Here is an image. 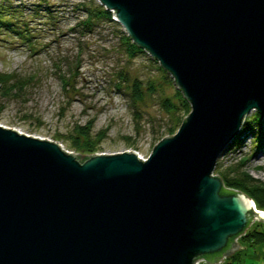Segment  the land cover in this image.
I'll list each match as a JSON object with an SVG mask.
<instances>
[{
    "label": "water",
    "instance_id": "obj_1",
    "mask_svg": "<svg viewBox=\"0 0 264 264\" xmlns=\"http://www.w3.org/2000/svg\"><path fill=\"white\" fill-rule=\"evenodd\" d=\"M99 1L191 109L146 158L0 123V264H217L264 221L214 172L250 110L264 113V0Z\"/></svg>",
    "mask_w": 264,
    "mask_h": 264
},
{
    "label": "rangeland",
    "instance_id": "obj_2",
    "mask_svg": "<svg viewBox=\"0 0 264 264\" xmlns=\"http://www.w3.org/2000/svg\"><path fill=\"white\" fill-rule=\"evenodd\" d=\"M0 1L21 9L11 15L21 17L18 20L27 22L34 34L31 47L0 27V123L56 139L65 148L80 153L66 137L79 125L92 121L90 135L100 146L98 151L133 149L147 157L161 132L171 124L172 114L164 108L163 99L173 97L179 89L160 62L146 50L130 55L121 38L125 30L114 19H96L91 31H80L77 22L85 16L82 3L94 6L101 4L99 0ZM46 4L50 12L34 10L44 9ZM120 73L131 80L138 77L144 85L153 82L156 88L146 91L144 99L133 105L125 83L121 88L115 85ZM64 74L69 77L68 83L64 82ZM163 74L171 80L163 81ZM5 75L19 86L16 90L5 89L1 81ZM256 110L251 109L244 119L246 126H255L254 132L244 131L228 144L215 168L242 164L245 172L264 181V156L258 158L264 150L258 137L260 128H264V116L252 122ZM178 114L184 115L183 109ZM255 220L259 219L251 221L242 234ZM242 234L237 240L243 247L235 248L217 264H264V245L252 243ZM198 264L210 263L202 259Z\"/></svg>",
    "mask_w": 264,
    "mask_h": 264
},
{
    "label": "trees",
    "instance_id": "obj_3",
    "mask_svg": "<svg viewBox=\"0 0 264 264\" xmlns=\"http://www.w3.org/2000/svg\"><path fill=\"white\" fill-rule=\"evenodd\" d=\"M40 5V3H39ZM83 11L85 13V16L81 18L77 22V26H79L81 32L85 31H91L94 24L96 23V19L100 18H106L108 20L113 19V11L107 9L102 4H97L92 6L91 4L82 3ZM11 6H8L4 3V1H0V27H3L7 30V33H14L17 35L18 38H20L22 41H26L29 43L31 47L34 46V43H32L31 38L34 35L31 31V28L29 25L27 26V22H23L21 20V17H13L11 13H14L16 10L21 9L18 8H11ZM45 9H48V11H51L50 5L46 4L44 9H41L40 7L35 8L34 10H39V12L45 11ZM38 12V11H37ZM122 40L126 45V49L128 50L130 55H134L137 51H143L145 49L138 46L135 42L132 41L131 37L125 33L122 32ZM161 67V66H160ZM162 68V67H161ZM164 72H167L165 68H162ZM64 82L68 83L69 77L65 74L62 75ZM163 81H170L171 79L168 78L167 74H163L162 77ZM5 87V89H13L16 90L19 86H15V84L9 82V78L7 75H5V80H1ZM122 83H125V87L128 89V95L130 98V102L133 105H136V103L139 100H143L146 91H152L155 90L156 85L153 82H149V84L144 85L142 80L138 77H134L132 80L127 78L126 73H120L118 74L117 81H115V85L118 88H121ZM12 85V86H11ZM8 86V87H7ZM144 86V87H143ZM181 103L182 107L179 106V102ZM163 105L164 108L172 114L171 116V124L170 126H167L164 132H161L160 136L158 137V140L167 134L174 133L181 122L184 120L186 115L191 109V105L189 103V100L184 97L183 92L180 89L176 90L175 95L172 96H166L163 99ZM180 109H183L184 115L178 114V111ZM264 116V113L256 110L255 117L251 120L254 121H260L262 117ZM248 120V121H249ZM247 121V119H246ZM244 124V125H243ZM243 127L241 126L240 131L238 134L233 138V140H236L242 136L244 131L254 132L255 126L252 125H245V120L243 122ZM263 127V123H259ZM92 127V121L89 122V124L86 125H79L76 132H71L67 135V139L70 140L71 146H73L76 149L80 150L79 154H83L84 156L88 154L95 153L96 151L100 150V146L98 145L97 141L90 135V129ZM167 131V132H166ZM258 137H261V143H264V128H260ZM59 137H61L59 135ZM62 138V137H61ZM232 140V141H233ZM231 141V142H232ZM230 142V143H231ZM229 143V144H230ZM215 173L219 174L223 177L225 182V187L228 188L226 190H242L245 191L247 194L252 196V198L255 201V204L257 207L264 209V181L260 180L259 178H256L252 176L250 173L245 172L242 169V164L237 166H227L225 168H215ZM252 218H254L252 216ZM251 218V220H252ZM255 220L254 222H256ZM251 222V221H250ZM250 224V223H249ZM264 224V221L258 220L253 226L249 227L247 231L242 234L243 237L246 239H249L252 243H262L264 245V227L262 226ZM218 256V255H216ZM215 257V256H214ZM227 257V255H226ZM225 257V258H226ZM224 263V261L222 262Z\"/></svg>",
    "mask_w": 264,
    "mask_h": 264
},
{
    "label": "bare ground",
    "instance_id": "obj_4",
    "mask_svg": "<svg viewBox=\"0 0 264 264\" xmlns=\"http://www.w3.org/2000/svg\"><path fill=\"white\" fill-rule=\"evenodd\" d=\"M242 135H243V134H242ZM61 144H62V143H61ZM62 146H63V145H62ZM67 150H68V151H72V150H70V149H68V148H67ZM74 152H75V151H74ZM96 152H100V151H96ZM263 156H264V150L261 151V153L259 154L258 158H259V159H262ZM256 206H257V205H256Z\"/></svg>",
    "mask_w": 264,
    "mask_h": 264
},
{
    "label": "built area",
    "instance_id": "obj_5",
    "mask_svg": "<svg viewBox=\"0 0 264 264\" xmlns=\"http://www.w3.org/2000/svg\"><path fill=\"white\" fill-rule=\"evenodd\" d=\"M62 145H63V143H62ZM146 158V157H145ZM199 263V261L196 263V264H198Z\"/></svg>",
    "mask_w": 264,
    "mask_h": 264
}]
</instances>
